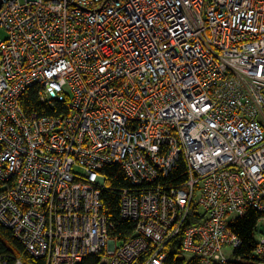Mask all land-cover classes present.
<instances>
[{
    "label": "built area",
    "instance_id": "built-area-1",
    "mask_svg": "<svg viewBox=\"0 0 264 264\" xmlns=\"http://www.w3.org/2000/svg\"><path fill=\"white\" fill-rule=\"evenodd\" d=\"M0 30V224L32 257L240 262L229 223L264 221V0H2ZM32 87L65 112H27ZM109 165L132 187L124 241L101 201Z\"/></svg>",
    "mask_w": 264,
    "mask_h": 264
},
{
    "label": "trees",
    "instance_id": "trees-1",
    "mask_svg": "<svg viewBox=\"0 0 264 264\" xmlns=\"http://www.w3.org/2000/svg\"><path fill=\"white\" fill-rule=\"evenodd\" d=\"M37 87L29 88L21 98V105L27 112H35L40 115H56L65 112V103H55L57 112L50 110L47 105H42L37 99ZM185 167L182 165L167 178L171 184L183 181ZM107 186L101 194V201L109 222L113 224V236L124 241L133 231V224L124 221L120 217V193L125 189H131V184L124 171L117 165H109L102 169ZM194 212H192V215ZM261 216L253 209H249L245 216L234 218L228 225L229 229L237 235L241 241L240 247L234 252V256L240 262L230 264H264V255L254 256L256 245L255 234ZM20 260L22 264H45L42 259L32 257L23 244L13 235L12 231L0 224V262L1 264H15ZM92 260H88L91 262ZM167 264H199L198 258H177L168 256Z\"/></svg>",
    "mask_w": 264,
    "mask_h": 264
},
{
    "label": "rangeland",
    "instance_id": "rangeland-1",
    "mask_svg": "<svg viewBox=\"0 0 264 264\" xmlns=\"http://www.w3.org/2000/svg\"><path fill=\"white\" fill-rule=\"evenodd\" d=\"M20 1H23V0H20ZM0 37L3 38L4 37V32L0 30ZM259 235H264V221H261L259 224H258V227H257V232L255 234V237H259Z\"/></svg>",
    "mask_w": 264,
    "mask_h": 264
},
{
    "label": "water",
    "instance_id": "water-1",
    "mask_svg": "<svg viewBox=\"0 0 264 264\" xmlns=\"http://www.w3.org/2000/svg\"><path fill=\"white\" fill-rule=\"evenodd\" d=\"M1 4H2V0H0V6H1Z\"/></svg>",
    "mask_w": 264,
    "mask_h": 264
}]
</instances>
